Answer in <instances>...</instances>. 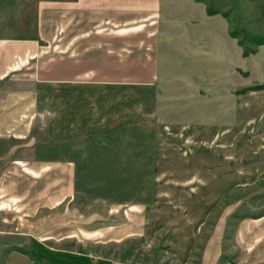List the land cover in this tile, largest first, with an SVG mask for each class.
Listing matches in <instances>:
<instances>
[{"label":"crops","instance_id":"obj_1","mask_svg":"<svg viewBox=\"0 0 264 264\" xmlns=\"http://www.w3.org/2000/svg\"><path fill=\"white\" fill-rule=\"evenodd\" d=\"M168 16L164 0H0V89H13L0 93V141L15 145L0 156V243L14 251L9 264H264V212H242L247 188L264 181V145L241 144L238 119L218 134L188 128L189 143L180 145L186 173L165 176L157 162L151 203L103 199L98 212L75 203L84 149L69 140L73 126L60 129L65 140L37 145L31 86L59 87L58 117L70 121L82 114L78 105L99 102L85 89L155 85L168 56L206 41L182 31L175 36L187 49L169 54L177 47L162 43L164 26L176 32ZM234 94L241 106L244 94ZM156 152L161 161L159 145ZM133 239L143 245L130 247ZM154 239L161 255L149 252Z\"/></svg>","mask_w":264,"mask_h":264},{"label":"rangeland","instance_id":"obj_2","mask_svg":"<svg viewBox=\"0 0 264 264\" xmlns=\"http://www.w3.org/2000/svg\"><path fill=\"white\" fill-rule=\"evenodd\" d=\"M164 4L166 13L173 17L168 16L170 26L178 31L172 37V31L164 26L162 43H175L177 47L169 49V54L187 49L175 36L182 31L206 34V41H201L198 48L191 46L185 57L180 53L182 61L178 56L174 58L179 63H172L173 55L168 56L155 85L101 87L99 92L85 89L89 99L99 95V102L78 105L82 114L78 120L70 121L58 117L62 106L59 87L43 83L30 87L36 96L37 145L65 140L67 136H61L60 129L71 125L69 140L84 149L77 169L79 195L75 203L85 210L105 209L103 199L127 206L151 203L157 162L165 176L186 173L187 155L180 145L189 143L187 133L191 128L211 127L218 134L234 126L238 119L237 127L242 131L239 142L264 145V90L244 94L241 106L233 100L234 91L264 83V0H164ZM231 33L237 37H231ZM245 33L255 37L254 41L246 39ZM231 39L235 43L233 52L228 47ZM245 51L247 56H243ZM7 86L0 89L1 94L13 90ZM48 110L52 114L44 115ZM157 145L163 155L161 161H157ZM11 149H15L14 143L0 141V156L4 154V159L13 153ZM114 161L120 164L114 165ZM107 163L110 166H102ZM247 189L244 215L264 212V181ZM130 241V247L143 245L138 239ZM156 241L150 243V254H154L155 247H161ZM2 245L0 264H9L14 251ZM125 245L127 242L119 246L120 250ZM17 250L27 254L25 249ZM155 258L146 260L155 262ZM22 259L16 260L17 264H26Z\"/></svg>","mask_w":264,"mask_h":264},{"label":"trees","instance_id":"obj_3","mask_svg":"<svg viewBox=\"0 0 264 264\" xmlns=\"http://www.w3.org/2000/svg\"><path fill=\"white\" fill-rule=\"evenodd\" d=\"M196 1H198V2H205V1H211V2H213V1H215V0H196ZM245 38L246 39H249V40H251V41H254V38L255 37H253V36H251L250 34H248V33H245ZM231 37H233V38H236L237 36L234 34V33H231ZM239 44H241V43H239ZM242 45V44H241ZM248 55V53L245 51V52H243V56H247ZM261 90H264V83H261V84H257V85H253V86H249V87H245V88H242V89H239V90H237L235 93L237 94V95H243V94H246L247 92H252V91H261ZM116 160H118L119 158H115ZM115 162V164L114 165H119L120 164V162H117V161H114ZM102 168H104V169H106V167H102ZM109 168V167H108ZM76 182H77V184H78V173H77V176H76ZM78 185H77V190H78ZM259 216H256V217H254V218H258Z\"/></svg>","mask_w":264,"mask_h":264}]
</instances>
